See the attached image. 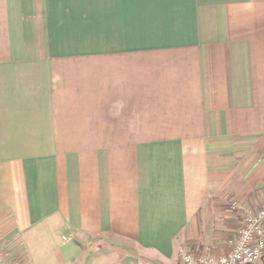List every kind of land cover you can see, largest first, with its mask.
<instances>
[{
    "label": "crops",
    "instance_id": "crops-1",
    "mask_svg": "<svg viewBox=\"0 0 264 264\" xmlns=\"http://www.w3.org/2000/svg\"><path fill=\"white\" fill-rule=\"evenodd\" d=\"M263 205L264 0H0V264L219 256Z\"/></svg>",
    "mask_w": 264,
    "mask_h": 264
},
{
    "label": "built area",
    "instance_id": "built-area-1",
    "mask_svg": "<svg viewBox=\"0 0 264 264\" xmlns=\"http://www.w3.org/2000/svg\"><path fill=\"white\" fill-rule=\"evenodd\" d=\"M228 246V251L219 256L193 252L181 253L178 264L264 263V205L244 215L241 226Z\"/></svg>",
    "mask_w": 264,
    "mask_h": 264
}]
</instances>
